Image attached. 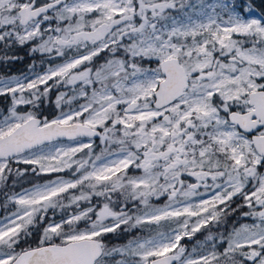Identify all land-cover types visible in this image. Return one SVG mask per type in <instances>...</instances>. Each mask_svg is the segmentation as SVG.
<instances>
[{
    "label": "snow or ice",
    "instance_id": "6c2138e0",
    "mask_svg": "<svg viewBox=\"0 0 264 264\" xmlns=\"http://www.w3.org/2000/svg\"><path fill=\"white\" fill-rule=\"evenodd\" d=\"M29 45V55L62 62L31 78L0 76V97H10L0 185L57 175L5 193L14 210L0 217V264H264L256 0H0V59L19 60L13 49ZM60 88L69 91H58L49 119L40 106ZM237 212L251 222L228 228ZM202 230L191 250L182 244Z\"/></svg>",
    "mask_w": 264,
    "mask_h": 264
},
{
    "label": "rangeland",
    "instance_id": "374dc122",
    "mask_svg": "<svg viewBox=\"0 0 264 264\" xmlns=\"http://www.w3.org/2000/svg\"><path fill=\"white\" fill-rule=\"evenodd\" d=\"M41 2H44V0H41ZM204 2L205 3H214V0H204ZM190 3L193 4L194 6H196L198 8L199 5H200V3H201V0H190ZM257 9L259 10L258 7H257ZM185 11H190V10L186 8ZM29 47H31V46L29 45ZM28 50H30V48H28ZM32 55H34V54H32ZM29 56H31V55H29ZM41 57H44L45 60H46V64H45L44 69H41L40 70L39 67L35 65V69H34L33 72L27 71L26 73L14 72L13 69H12V67L9 66L10 64L12 65L11 61H5V60H1L0 59V61H1L0 62L1 76L24 75V76H29V78H31V75L33 73H42L49 66V62H51L52 65L59 64V63L62 62V60L60 58H56L54 56L53 57L41 56ZM15 61H17V60H15ZM49 83L51 84L52 82L50 81ZM58 91H69V89L68 88H60L59 90L53 89V91L49 94V99L46 100L40 106V109H39L40 114H42L44 116H47L49 119L54 118L59 113V110L56 108L55 103H54L55 97L58 95ZM4 97H7V96H4ZM8 98L9 99L8 100H5V101H3V99H0V112L3 111L4 102L7 101L10 104V97H8ZM80 102H83V101H80ZM75 106H76V102L73 103V107H75ZM4 109H5V106H4ZM19 110L20 111H28L29 110V106H27V105H20L19 106ZM64 110H67V108H65ZM85 142H87V140H85ZM60 144H65L66 145L68 143H60ZM94 150H95V152L99 153L101 151V147L99 145H96L95 148H94ZM21 167H24V166L22 165ZM56 175L57 174H50V175H42L40 177H36L31 172H29L28 175L23 179V181L20 184H18L14 189L13 188L12 189L15 192H18V191H20L21 187H30L32 183H42V182H44L46 180L54 179ZM59 175H63L65 178H70L71 173L69 171H66L65 173H60ZM5 193H7V194H11L12 193L10 187L9 186L8 187H5L3 185H0V195L3 198V202H4V195H5ZM93 203H96V200H93ZM87 206L88 205L85 204V203H82L81 204V208H84V207H87ZM8 207L9 208H7V210L4 211V214L1 215V217H3L4 215H6L7 212H10V211L14 210V205L9 204ZM75 210H76L75 209V206H73V207L68 208V209H66L64 211H61L60 209H57L55 211V214H53L52 211H49V213L47 214L48 219H47V221H45V223H47L49 221H52V220H55V221L58 222L61 218H65L66 219L67 216L60 218L59 216L57 217V214L60 215L63 212L69 214V213H71V212H73ZM81 227H83V224H81ZM147 231H148V234H145L144 236L149 235L150 232H155L156 229L153 227L152 229H147ZM212 231L213 232H216L217 230H215V228H213ZM206 235H207V232L204 231V230H202L200 233H197L195 235L196 238L194 237L192 240L185 239V240L182 241L183 242L182 244H184L189 250H191V248L196 244V242L197 241H203L204 240V237ZM198 236H200V237H198ZM221 250H222V248H221Z\"/></svg>",
    "mask_w": 264,
    "mask_h": 264
},
{
    "label": "trees",
    "instance_id": "16d2710c",
    "mask_svg": "<svg viewBox=\"0 0 264 264\" xmlns=\"http://www.w3.org/2000/svg\"><path fill=\"white\" fill-rule=\"evenodd\" d=\"M256 6L259 8V10L264 11V4H261V0H256ZM28 48H30L29 46H25L23 48H19L17 47L16 49H13V52L22 57L21 59L17 60V61H11L12 65L10 64L9 66L12 67L14 72H21V73H26L27 71L29 72H33V69H30V65L33 64V62H35V65L39 67V69H44L45 64H46V60L44 57H41L39 54H34L29 56V50ZM3 60V59H1ZM43 61V62H42ZM1 62V61H0ZM0 99H3V101L8 100V97H0ZM7 105H9V102H4V106L6 107ZM4 106H3V110H4ZM58 217V214H57ZM123 227V226H122ZM227 227H229V223L227 222ZM215 230H217L215 228ZM220 231H223V229H220ZM130 233L132 235V237L134 236H144L145 234H148L147 229H136V230H131ZM125 232H120L118 235L116 234H108L107 238L108 240H110V242L114 243V244H122L125 243L127 241L126 234ZM200 237V236H198ZM197 237V238H198ZM196 238V237H195Z\"/></svg>",
    "mask_w": 264,
    "mask_h": 264
},
{
    "label": "flooded vegetation",
    "instance_id": "af4514ba",
    "mask_svg": "<svg viewBox=\"0 0 264 264\" xmlns=\"http://www.w3.org/2000/svg\"><path fill=\"white\" fill-rule=\"evenodd\" d=\"M262 11V10H261ZM0 76H1V68H0ZM85 140H86V138H85ZM59 143H70L69 141H67L66 139L65 140H61ZM100 144V142H99V140H96L95 141V145H99ZM22 166V165H21ZM262 171H264V169H262ZM136 174H138V173H136ZM11 180L9 181V187H10V189H11V192H14V190L12 189V187H11ZM0 200H1V204L3 205L4 204V202H3V198L1 197V195H0ZM155 203H158V204H163V203H165V199H160L159 201H154ZM240 201L239 200H237L236 201V203H239ZM3 207V206H2ZM233 207H235V204H233ZM9 208V207H8ZM4 211H5V208L3 207L2 208V214L1 215H3L4 214ZM242 211H247V209L245 208V209H242ZM7 212V211H6ZM61 215V216H60ZM58 214V216L61 218V217H66L68 214L67 213H65V212H63V213H61V214ZM1 217V216H0ZM228 223H229V227L228 228H231L232 226H233V224H234V222L237 224V226H238V224L239 223H250L251 221L250 220H245V219H243V218H241V216H240V213L239 212H237V213H235L234 215H232L229 219H228V221H227ZM108 236V235H107ZM107 236H106V240L107 241H110V240H108V238H107ZM127 240L128 239H130V238H132V235L130 234V233H127L126 234V237H125ZM183 243V242H182Z\"/></svg>",
    "mask_w": 264,
    "mask_h": 264
},
{
    "label": "water",
    "instance_id": "95a60500",
    "mask_svg": "<svg viewBox=\"0 0 264 264\" xmlns=\"http://www.w3.org/2000/svg\"><path fill=\"white\" fill-rule=\"evenodd\" d=\"M2 204H1V200H0V216H1V214H2Z\"/></svg>",
    "mask_w": 264,
    "mask_h": 264
}]
</instances>
